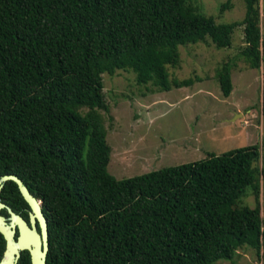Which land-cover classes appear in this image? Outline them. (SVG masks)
Returning a JSON list of instances; mask_svg holds the SVG:
<instances>
[{
  "label": "trees",
  "instance_id": "trees-1",
  "mask_svg": "<svg viewBox=\"0 0 264 264\" xmlns=\"http://www.w3.org/2000/svg\"><path fill=\"white\" fill-rule=\"evenodd\" d=\"M243 3L240 21L215 23L195 0H0V176L17 175L41 200L47 264H214L245 246L261 260L264 18L260 0ZM230 7L226 0L219 12ZM236 26L240 57L261 70L260 141L133 177L110 174L102 74L133 72L158 92L190 86L191 77L169 73L179 47L207 38L229 47ZM215 76L229 96L231 62ZM249 194L253 207L242 200Z\"/></svg>",
  "mask_w": 264,
  "mask_h": 264
},
{
  "label": "rangeland",
  "instance_id": "rangeland-1",
  "mask_svg": "<svg viewBox=\"0 0 264 264\" xmlns=\"http://www.w3.org/2000/svg\"><path fill=\"white\" fill-rule=\"evenodd\" d=\"M226 0H195L201 13L215 23L240 21L243 0H231V7L221 13ZM261 20L264 0H260ZM244 46L243 28L236 26L229 47L216 48L207 40L181 45L180 66L169 67L171 77H191L190 86L155 91L139 85L134 73L116 70L102 74L103 94L108 110H100L109 144L107 169L117 179L133 177L163 167L198 161L209 153L216 155L260 141L261 70L246 67L239 55ZM231 62L232 90L224 97L215 70L224 61ZM153 88V89H152ZM243 202L253 207L254 196ZM264 225V183L260 190ZM264 228V226H263ZM264 254V250H263ZM264 263L255 251L243 247L232 260L214 264Z\"/></svg>",
  "mask_w": 264,
  "mask_h": 264
},
{
  "label": "flooded vegetation",
  "instance_id": "flooded-vegetation-1",
  "mask_svg": "<svg viewBox=\"0 0 264 264\" xmlns=\"http://www.w3.org/2000/svg\"><path fill=\"white\" fill-rule=\"evenodd\" d=\"M11 182L14 181L6 180L0 185V264H41L44 255L42 214L48 226L42 202L26 186L39 203V209L22 196L15 182L16 186Z\"/></svg>",
  "mask_w": 264,
  "mask_h": 264
},
{
  "label": "water",
  "instance_id": "water-1",
  "mask_svg": "<svg viewBox=\"0 0 264 264\" xmlns=\"http://www.w3.org/2000/svg\"><path fill=\"white\" fill-rule=\"evenodd\" d=\"M6 180H12L14 181L17 186H18V189L20 191V193L22 194V196L28 201V202H33L35 203L38 208L40 209V206H39V203L37 202L36 198L29 192V190L27 189L26 185L23 183V181L15 174H4L2 176H0V185H1V182L3 181H6ZM41 211V210H40ZM42 214V212H41ZM42 217L44 219V224H43V235H44V255H43V258H42V263L41 264H46L45 263V256L48 252V226H47V220L46 218L43 216L42 214Z\"/></svg>",
  "mask_w": 264,
  "mask_h": 264
}]
</instances>
